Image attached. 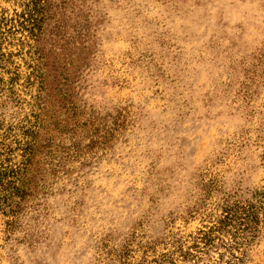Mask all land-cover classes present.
<instances>
[{
    "label": "rangeland",
    "instance_id": "1",
    "mask_svg": "<svg viewBox=\"0 0 264 264\" xmlns=\"http://www.w3.org/2000/svg\"><path fill=\"white\" fill-rule=\"evenodd\" d=\"M0 264H264V0H0Z\"/></svg>",
    "mask_w": 264,
    "mask_h": 264
}]
</instances>
